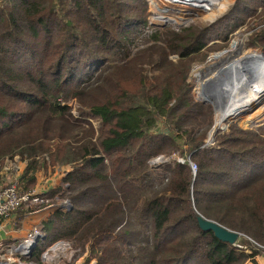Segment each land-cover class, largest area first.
Instances as JSON below:
<instances>
[{
	"label": "trees",
	"instance_id": "1",
	"mask_svg": "<svg viewBox=\"0 0 264 264\" xmlns=\"http://www.w3.org/2000/svg\"><path fill=\"white\" fill-rule=\"evenodd\" d=\"M235 8L216 30L176 29L148 24L145 0H0V187L8 160L26 163L22 191L69 169L66 185L42 195L71 209L42 222L31 259L64 240L97 264H260L264 135L232 123L207 145L213 106L195 99L189 78L243 13L256 15L245 1ZM251 40L264 53V26ZM174 152L182 162L150 164ZM197 214L254 246L201 230Z\"/></svg>",
	"mask_w": 264,
	"mask_h": 264
},
{
	"label": "rangeland",
	"instance_id": "2",
	"mask_svg": "<svg viewBox=\"0 0 264 264\" xmlns=\"http://www.w3.org/2000/svg\"><path fill=\"white\" fill-rule=\"evenodd\" d=\"M145 1L148 6L147 17H146L148 24L167 25V26H171L176 29L192 24L197 27L213 26L212 29L216 30L218 27H222V25H224V23L228 21L230 12L236 9L235 5L238 2L245 1L246 4L247 3L250 4L251 7L256 6V15L249 16L248 13L246 14L243 13L242 14L244 17L243 20L244 19H247V20H245L244 22L240 23L236 27L227 31L228 39H227V45L225 47L211 53L206 59V61L192 66V69L189 73V78H190V81L192 82V94L195 97V99L202 100V97H203V95L200 94L201 80L199 79L202 77L205 79L211 78V76L215 74V70H216V69H213V71H211V73L206 76L205 74L207 73H201L200 69L204 68L206 65H211L214 61L220 58L232 59L233 56H230L231 55L230 52L234 53L236 49L235 48L236 44H239V48L243 50V55L239 57L238 59L241 61V63L243 62L244 64L247 65V63L261 64L264 62V58H254L251 53V52H254L255 55L264 56V53L262 52L261 48L255 45L253 41L251 40V36L255 32V30L264 26V10L261 7L262 5L260 4L255 5L254 3H249V1L251 0H223L220 6H216L213 10H206L205 12L200 7L193 6V5L172 4L165 0H145ZM164 17L172 18V19L174 18L175 22L169 23L164 20ZM213 42H215V40H212V37H211L210 43H213ZM247 43L251 44L253 47H249ZM260 52L262 53V55L260 54ZM251 68H257V67H251ZM258 68L264 69V65ZM207 89H209V87ZM260 90L262 94H264V85ZM73 112L75 111L73 110ZM232 123H236L239 127L244 128V129L253 128L258 133L264 135V102L263 101L253 102L249 107L246 108V110H244V112L234 114L232 116H228L223 119L220 118L219 111L218 110L215 111L213 107L212 124L205 138V143L207 145H213L214 144L213 139H215L216 134L226 131ZM171 159H176L182 162L184 158L183 156H180L178 153L174 152L169 156L158 155L149 161L152 167H157V166H160V165H163L169 162ZM7 165L8 166L6 167V170H7L6 172L7 173L11 172L12 174L11 176H9L8 174L7 184H10L9 181L12 182V180L14 181L15 179H18V177L22 173H24V171L27 169L26 163L23 160H18V159L15 161L8 160ZM190 165H191V170L193 174H195V170H196L195 165H193V163H190ZM67 170L69 169L65 167H54L53 170L49 169V171L46 173L42 172L43 174L42 173L38 174L37 183L31 191H34L38 194H42L46 190L50 189L52 185H55L56 187L58 185H66L62 179L65 176L64 175L65 171ZM31 191H27V192H31ZM65 200L66 199H59V200L57 199L56 201L57 203H59L60 206L63 207L62 210L66 211L68 209V206L64 207L63 205H67L69 201L67 200L68 202L65 203ZM56 204L47 207V209H50V210H46L43 207L39 206V208L37 207V210L33 212L28 213L26 211H17L15 213H12L11 217L12 218L14 217L15 230H18V233L20 235H24L26 229L31 228L33 224L40 222L36 211L43 210V215H45L43 220H45L46 218H48V215L51 212H53L51 210L52 209L51 207L56 206ZM24 207L28 208V205L27 204L24 205L21 209H26ZM19 213H23L26 216L25 215L19 216ZM43 215L40 214V216H43ZM22 219L26 222V227L23 229H21ZM44 236H45V233H44ZM237 241L241 243L242 245H244L242 249H244L246 253H249L250 249L254 246V244H251L250 241H248V239L244 237L243 235L242 237L239 236ZM54 242L55 241H52L50 244H45L42 250H44L48 246H51ZM73 249H74V254L68 264H97L96 257L94 256L89 257L90 255H89L88 249H84L82 251L77 246L73 247ZM39 259H40V255H39ZM255 259L260 264H264V250L263 249L258 250V252L255 255ZM65 263H66L65 261H61L58 264H65ZM40 264H44V263L40 261ZM247 264H250V263H247Z\"/></svg>",
	"mask_w": 264,
	"mask_h": 264
},
{
	"label": "built area",
	"instance_id": "3",
	"mask_svg": "<svg viewBox=\"0 0 264 264\" xmlns=\"http://www.w3.org/2000/svg\"><path fill=\"white\" fill-rule=\"evenodd\" d=\"M68 202L65 200V203ZM49 197L38 194L34 191H22L17 187L16 180L0 187V230L9 232L8 221L11 214L17 212L24 205L47 207L56 204ZM61 203V202H60ZM59 204V203H57ZM44 237L43 226H35L28 230L21 239L17 241L0 240V264H38L31 259L33 250L37 242ZM237 249H242V245L233 244ZM74 254V249L68 241L57 240L40 253V261L44 264H58L65 261L68 264Z\"/></svg>",
	"mask_w": 264,
	"mask_h": 264
},
{
	"label": "bare ground",
	"instance_id": "4",
	"mask_svg": "<svg viewBox=\"0 0 264 264\" xmlns=\"http://www.w3.org/2000/svg\"><path fill=\"white\" fill-rule=\"evenodd\" d=\"M172 4H186V5H193L198 6L203 9L205 12L206 10H213L216 6H220L223 0H165ZM190 13V12H189ZM165 21L175 22L174 18H167L164 17ZM167 21V22H168ZM234 53L230 52V56H233L232 59H224L220 58L214 61L211 65H206L204 68L200 69L201 71H206L207 69L213 71V69L217 70L216 76L224 72L231 71L233 75H235V71L238 72V78L233 79V77L221 87V91H231L230 95L226 96V101H221L220 104L217 105L216 110L219 111L220 118L223 119L228 116H232L236 114L238 111L241 110L239 107L247 108L253 102H255L261 95V88L264 85V69L263 68H251V67H244V63L239 59L243 55V50L239 48V44L235 45ZM236 54V55H235ZM263 57V56H262ZM264 58V57H263ZM224 59V60H223ZM223 60V63L220 66H215L216 63ZM211 66V67H208ZM208 67V68H207ZM215 70V71H216ZM211 72H209L210 74ZM212 75L211 77H214ZM200 94L203 93V85L208 80V78H200ZM198 80V81H199ZM228 101V102H227ZM242 108V109H243ZM263 108V107H262ZM227 119V118H226ZM211 137V136H210Z\"/></svg>",
	"mask_w": 264,
	"mask_h": 264
},
{
	"label": "water",
	"instance_id": "5",
	"mask_svg": "<svg viewBox=\"0 0 264 264\" xmlns=\"http://www.w3.org/2000/svg\"><path fill=\"white\" fill-rule=\"evenodd\" d=\"M260 54L262 55L261 52H260ZM222 63H223V61L219 62L215 66H220ZM243 65L246 68H248L249 66L253 67V63H251V64L247 63V65L246 64H243ZM208 67H211V66H208ZM209 72H211V70H209V69H207L206 72L201 71V73H207V74H205L206 76L209 74ZM216 73H217V70L215 71V74ZM232 77H233V79H237L238 78V72L235 71V75H233V73L231 71H229V72L222 71L217 76L215 75L214 77L209 78L203 85V88H204L203 93L204 94H203L201 101L211 103L212 106L214 107V109H216L217 105L220 104L221 101H223V100L226 101V96L230 95V93H231V91H228V90L221 91V87L223 86L222 82L225 79L224 84H226V82H228V80H230ZM208 87H209V89H207ZM259 101L264 102V94H262L255 102H259ZM239 108H241V110L238 111L236 114L244 112V110H246L243 107H239ZM63 206L64 207L68 206L67 210L71 209V204H69V203L67 205H63ZM51 208H52L51 209L52 211L63 209V207L60 206L59 204H56V206H52ZM196 220H197V223H198L201 230L211 231L213 233V235L221 241H224V242H227L230 244H234L239 237V234L237 232L231 231V230L221 226L220 224L216 223L215 221L206 219L202 215L197 214ZM5 239H6L5 231L0 230V240H5Z\"/></svg>",
	"mask_w": 264,
	"mask_h": 264
},
{
	"label": "crops",
	"instance_id": "6",
	"mask_svg": "<svg viewBox=\"0 0 264 264\" xmlns=\"http://www.w3.org/2000/svg\"><path fill=\"white\" fill-rule=\"evenodd\" d=\"M17 176H19V175H17ZM24 208H26V207H24ZM35 210H37V208L34 209V210H32V211H30L28 208H26V209H21V210H18V211H26V212L29 213V212H33V211H35ZM36 212H37V216L39 217V221H40V222L33 224V225L31 226V228H33V227H35V226H39L40 224L42 225V222L44 221L43 219H44V216H45V215H43V210H38V211H36ZM40 214H42L43 216H40ZM21 215H25V214H23V213H19V216H21ZM25 216H26V215H25ZM42 220H43V221H42ZM22 224H23V225H22ZM21 226H22L21 229H23V228L26 227V222H25L23 219L21 220ZM7 227H9V232H8V234L6 235L5 242L9 243L10 241H17V240H19V239H21V238L23 237V235H20V234L18 233V230H15L14 217H13V218L11 217V218L9 219V221H8V226H7ZM31 228L26 229L25 233H26L28 230H30Z\"/></svg>",
	"mask_w": 264,
	"mask_h": 264
}]
</instances>
